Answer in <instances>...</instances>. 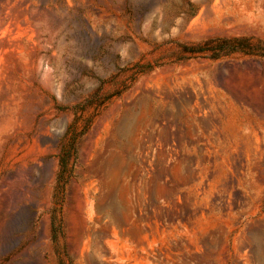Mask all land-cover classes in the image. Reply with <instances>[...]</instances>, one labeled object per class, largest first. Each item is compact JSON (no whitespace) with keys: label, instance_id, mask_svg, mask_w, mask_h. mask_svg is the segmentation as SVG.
<instances>
[{"label":"rangeland","instance_id":"374dc122","mask_svg":"<svg viewBox=\"0 0 264 264\" xmlns=\"http://www.w3.org/2000/svg\"><path fill=\"white\" fill-rule=\"evenodd\" d=\"M0 264H264V0H0Z\"/></svg>","mask_w":264,"mask_h":264}]
</instances>
